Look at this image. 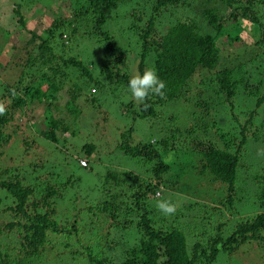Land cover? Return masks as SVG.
Segmentation results:
<instances>
[{
  "label": "trees",
  "instance_id": "16d2710c",
  "mask_svg": "<svg viewBox=\"0 0 264 264\" xmlns=\"http://www.w3.org/2000/svg\"><path fill=\"white\" fill-rule=\"evenodd\" d=\"M120 1L123 0H70L73 21L52 20L44 29L45 38L30 34V42L41 41L35 48L37 54L33 56L28 52L22 65L25 69L0 89V104L5 108V112L0 114V150L7 144L17 146L20 164L12 167V172L22 175L6 176L5 180H1V176L10 174L11 169L0 168V189L9 198L1 211L6 221L0 222V235L5 238L4 251L0 250L3 252L0 253V264H51L59 258H69L81 264H111L112 261L116 264H212L218 251L229 254L247 241H264L263 169L254 178L259 185L256 195L259 212L236 223L225 239L221 238L217 227V233L206 243H194L186 250L184 235L176 228H154L152 212L155 208L149 205L160 200L162 188L159 184L165 183L161 178L172 169L170 154L176 151L178 156L186 155L185 149H178L175 142L182 135L181 130L173 123V129L172 126L163 129L160 111L166 104L183 96L188 83L195 82L194 78H198L195 82L198 86L209 89L208 109L213 113L219 104L227 106L231 112V103L240 90L246 99L244 102L248 103L253 98L256 107L247 111V118L242 123L237 118L241 112L237 116L231 113L230 119L226 118L234 129L231 134L217 130L213 117L205 115L209 120L207 124L203 123V128H216L219 145L204 137L198 142L191 141L193 148L190 151L198 155L195 165L190 168L191 172L195 177L206 179L207 183L218 182L225 187L226 197L219 207H224L223 202L229 206L233 201L241 169L238 154L245 146L248 130L254 127L253 122L256 126L249 135L259 133L260 138L256 143L264 148V74L253 80L254 87L249 85L252 71L247 74L248 65L253 66L258 59L264 60V0H198L202 3L200 17L207 28L206 33L199 32L198 28L187 22L169 21L173 10H185L193 0H154L146 14L143 10L141 13L132 10L128 31L136 37L138 45L135 73L142 75L145 61H149L151 68L166 84L163 96L150 93L144 104L135 102L136 105L129 98L131 92L128 84L132 77H127L120 69L124 54L116 48L112 36L101 29ZM218 2L221 5L217 9L213 4L218 5ZM15 14L19 15L18 11ZM18 22L23 27L20 17ZM241 22L251 27L249 44L242 43L238 37L242 31ZM231 25L237 26V30H229ZM82 26L91 30L87 35L93 40L95 38L102 50V56L94 65L95 77L86 63L66 55L67 42L57 43L62 37L65 41L73 40ZM56 33L60 38L55 37ZM85 34H78L80 41ZM220 38L232 46L233 57L226 55L224 59L221 58L216 45ZM76 41H79L78 38ZM59 67H62V74H59ZM67 69L73 70L76 76L73 80L67 74ZM60 76L70 82V89L65 91L68 100L63 105L58 103V92L63 89L58 79ZM104 88L111 93L128 96L118 108L126 114L130 110L133 122H159L158 139L132 145L131 129L128 128L118 136L114 147L122 156L147 167L146 172L154 177L155 182L130 171L108 168L101 185L106 192L105 200L90 206L82 203L80 207L77 202H84L87 195L77 193L76 185L70 180L59 181L56 171L46 174V178L39 177L50 168L47 166L53 167L56 163L55 168L61 167L68 158L78 163L76 157H83L89 165L88 160L93 154L98 155L100 149H106L103 145L105 141L100 145L88 141L80 145V156L78 146H73L69 154L62 151L65 143L73 140L76 126L83 119L81 109L88 116H100L102 110L94 95ZM83 91L88 92L85 99L80 97ZM31 102L40 105L41 118L38 121L41 122L35 121L30 113H25V106ZM82 102L84 107H80ZM205 105L203 108L207 109ZM63 112L68 116L61 119ZM170 119L168 117L165 121ZM101 120L103 129L107 120L105 117ZM236 123L240 127L238 136L233 126ZM66 133L67 137L61 136ZM41 146L42 152L38 153ZM44 151L53 152V161L48 155L41 156ZM180 167L181 164L178 169L182 170ZM28 177L33 179L28 180ZM164 186L171 189L166 184ZM83 215L95 219L100 226L109 221L114 224L111 227L114 230L119 225V232L126 230L134 234V239L138 234L140 239L127 246L120 236L112 241L107 240V231L104 236L99 235L95 239L93 247L87 235L94 230L91 228L94 222L87 223V218H81Z\"/></svg>",
  "mask_w": 264,
  "mask_h": 264
},
{
  "label": "rangeland",
  "instance_id": "374dc122",
  "mask_svg": "<svg viewBox=\"0 0 264 264\" xmlns=\"http://www.w3.org/2000/svg\"><path fill=\"white\" fill-rule=\"evenodd\" d=\"M152 1L154 0L120 1L112 12L109 20H107L101 28L112 36L116 48L123 52L125 59L120 66V69L127 77H132L136 74L135 65L138 50V45L135 42L136 37L128 31L131 20L129 14L132 10H137L140 13L142 12L141 10H143L144 14H146L149 12ZM201 4V1L193 0L190 1V5L187 9L178 11L173 10L169 16V21L187 22L192 24L195 29L198 28L199 32L206 33L207 28L200 17L202 9ZM213 5L218 9L221 3L218 2V5ZM15 11H18L19 15L15 14ZM71 15L70 0H0V89H2L4 85L11 83L15 79L14 77L25 69L22 65L28 52H31V55L33 56L37 54L35 48L41 41L34 40L30 42V34L34 33L44 37V29L48 28L52 20L59 18L65 19L66 21H73ZM19 17L24 23L23 27H21L18 22ZM64 24L66 25L67 23L64 22ZM73 25H75L74 22ZM240 26L242 31L238 37L242 43L249 44L252 35L251 27L244 22H241ZM228 29L236 31L237 26L235 27V25H231ZM88 32H91V30L82 26L76 33L74 37L75 40L65 41L63 37H59L58 33H56L55 37L60 38L57 40L58 44L67 42L66 55L75 57L82 63H86L91 75L95 77L97 76V73L94 65L98 62L99 57L102 56V50L99 46L100 44L96 42L95 38L93 40L87 35ZM81 33L86 34L80 41L78 34L81 35ZM208 33L211 34V31L209 30ZM77 38L79 41H76ZM216 45L217 48H219L221 58L224 59L226 55L231 57L234 56L232 46L223 38L218 39ZM53 64L54 63H52L51 66H53ZM144 65L145 70L151 68L149 61H145ZM61 68L62 67H59V74H62ZM44 69L47 71V67ZM247 69V74L252 71L249 85L250 87H254L252 84V82H254L253 80L259 76L262 77L264 74V60L258 59V62L253 66L248 65ZM66 72L72 76L71 80L76 77H74L72 69H67ZM58 79L62 85L61 88H63L58 92V103L63 105L64 102L68 100V94L65 91L70 89V82L68 79H64L61 76L58 77ZM197 80L198 78H194L195 82ZM195 82H189L185 88L183 96H180V98L173 103L166 104L160 111L162 115L160 117L163 121L160 123H162L161 126L163 129L169 128L173 123V126H177L181 130L180 133L182 135H180L179 139L175 142L178 149L180 148L181 151L182 149H185L186 152L185 156L176 155V151L175 153L173 152L170 154V166L172 169H170L166 175L164 174L161 180H163V182H165L164 184L171 189L165 187L164 184H159V187L162 188L160 200H169L176 203L177 211L173 215H165L156 207L158 202H153L152 204L149 203L151 208H155L152 212L154 228H160L162 230H166L170 227L176 228L184 235L186 250H189L194 243H206L208 238L213 237L217 233V227L221 238L225 239L231 233V230L236 223L259 212L256 203V195L258 193L259 185L254 181V178L260 172V169H263L264 171V148H260L259 144L256 143L259 141L260 134L255 133L254 135H249V132L254 131L256 126L255 122H253L252 125L254 127L248 130L245 146L240 149L238 154V164L241 167L237 178L239 183H237V187L233 194V201L229 206L223 202L222 204L224 207H219L220 202L226 197L225 187L222 184L218 182L207 183L206 179L194 176L190 168H193L195 165L198 155L190 151L193 148L191 141L195 140L198 142L199 139L204 137L213 140L219 145L216 138V128L227 134H231L234 131L232 126L228 124L226 120L227 117L230 119V115H232L231 113H234V116H237V113L241 112L237 118L239 123H242L247 118V111L256 109L254 99L250 98L251 100H249L248 103L244 102L246 99L243 97V93L240 90L238 92L239 97H235L234 101L231 103V112L227 106L223 107L222 104H219V106L216 107L214 114L210 108L208 109V107H210V101L207 98V91L209 89H204L202 86H198ZM87 95L88 92L83 91L81 92L80 97L85 99ZM94 96L98 99L99 107L102 110L100 116H88V113L81 109L83 119H80L78 122L79 124L76 126V134L73 137V140L66 142L64 145L65 148H63L62 151L69 154L73 146H78L77 153L80 156V145L88 141L99 145L105 141L103 145L106 149H100L98 155L96 154L94 156L93 154L88 160L89 165L85 168H80L77 165L78 163L75 162V159L74 161L73 159H70L72 161H69L68 158L66 161L67 163H64L61 167L55 168L56 163L53 167L52 165L47 166L50 168H47L46 172L43 174L41 173V176L39 177L41 178L45 176L46 178L48 177L46 174L54 173V171H56L59 175V181H65L68 179V182L70 180V183L76 185L75 190H77V193L81 192V195H87L86 199L90 200L89 203H87L86 199L84 202L79 200L77 204L80 207H82V203L90 206L105 200L106 192L101 189V185L102 177L105 170L108 168L130 171L135 175L143 176L147 181L152 183L155 182L154 177L146 172L147 167L140 166L137 164L138 162L122 156L119 154L120 151L114 149V147L119 138L118 136L122 134L123 130L126 131L128 128L131 129L130 140L132 145H135L137 142H148L158 139L160 137L157 133V127L160 126L159 122L152 123L153 121L144 120L133 122L131 120L132 112L130 110H128L126 114L122 113L118 108L120 103L128 99V96H124L121 93L114 94L104 88L98 91ZM129 98H131L135 104L136 101L133 99L132 95H130ZM79 103H81V99H79ZM203 104H206L205 106L209 110V113L207 109L203 108ZM81 106L84 107L85 104L82 102L80 107ZM40 109L41 107L39 104L31 102L25 106L24 111L25 113H30V116H34L35 121H38L41 118L39 115ZM260 109L262 113V108ZM261 113L256 112L258 116ZM207 114L209 117L212 116L216 121V128H203V123L207 124L206 122L209 120L207 119L208 116L205 117ZM67 116L68 115L63 112V114L60 115V118H66ZM102 117H105L107 120L103 129L102 126L104 123L101 120ZM168 117H171V119L165 121ZM65 123L70 125L68 122ZM95 124H97V126ZM233 126L238 136V130L240 128L238 123L233 124ZM29 132L31 134L34 133L31 131ZM64 135L65 136H61L67 137V133ZM14 139L16 141V138ZM42 147L43 146L39 147L38 153L42 152ZM1 151L0 168L11 169L10 174L1 176V180H5L4 178H6V176L12 177L18 174L16 171L12 172V167H17L20 164V157H18L20 151L17 146L12 144L5 145L0 152ZM46 155H48L53 161V152L44 151L41 156ZM68 156L70 157V155ZM76 158L78 161L86 160L83 157ZM180 164L182 170L178 169ZM18 176L20 177L22 175L18 174ZM30 179H33V177H28V180ZM140 179L142 178L140 177ZM49 180L52 181V178H49ZM8 199L9 198L6 197L5 192L0 189V222L6 221L5 217L1 215V211L3 205L8 203ZM193 202L197 203H194V205ZM84 217L87 218V223H90V221L94 222V225L91 227L94 230L87 235L93 247H95V239L99 235L104 236L107 231L109 232L106 237L107 240L112 241L117 236H120L121 240L127 243V246L135 244L140 239L138 234H135L134 239V234L126 232V230L124 231L122 229V231L119 232V229H121V227L119 228V225H117V230L111 229L114 224H110L109 221L103 222L102 226H100L95 219H89L87 215H83L81 218L84 220ZM100 217L99 214L98 218ZM4 246L5 238L3 235L2 237L0 235V250L3 249L4 251ZM51 264L81 263L75 260H70L69 258H59ZM111 264L116 263L112 261ZM212 264H264V241H247L240 245L233 253L229 254L218 251L215 261Z\"/></svg>",
  "mask_w": 264,
  "mask_h": 264
},
{
  "label": "clouds",
  "instance_id": "9594fccd",
  "mask_svg": "<svg viewBox=\"0 0 264 264\" xmlns=\"http://www.w3.org/2000/svg\"><path fill=\"white\" fill-rule=\"evenodd\" d=\"M165 87V82L160 79L157 72L151 68L146 69L142 75L137 72L129 80L128 84L131 95L138 104H144L150 93L163 96ZM4 112L5 108L0 104V114ZM156 207L165 215H173L177 211V204L169 200H160Z\"/></svg>",
  "mask_w": 264,
  "mask_h": 264
},
{
  "label": "built area",
  "instance_id": "2783aa9c",
  "mask_svg": "<svg viewBox=\"0 0 264 264\" xmlns=\"http://www.w3.org/2000/svg\"><path fill=\"white\" fill-rule=\"evenodd\" d=\"M78 165H79L80 167H84V168H85V167L87 166V163H86L85 160H79Z\"/></svg>",
  "mask_w": 264,
  "mask_h": 264
}]
</instances>
